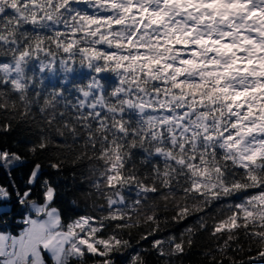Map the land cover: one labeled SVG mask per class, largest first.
<instances>
[{"label":"snow or ice","instance_id":"6c2138e0","mask_svg":"<svg viewBox=\"0 0 264 264\" xmlns=\"http://www.w3.org/2000/svg\"><path fill=\"white\" fill-rule=\"evenodd\" d=\"M0 175V264H264V0H0Z\"/></svg>","mask_w":264,"mask_h":264},{"label":"trees","instance_id":"16d2710c","mask_svg":"<svg viewBox=\"0 0 264 264\" xmlns=\"http://www.w3.org/2000/svg\"><path fill=\"white\" fill-rule=\"evenodd\" d=\"M5 177L0 175V183L5 182ZM71 181V177H69V182ZM78 205L81 210H83L84 202L83 198H78ZM1 207H4L3 209ZM63 207L65 212L71 214L73 209L76 207L71 204V198H68L63 203ZM26 214L23 209H21L16 203L15 200H10L6 202L0 203V217L7 221V225L0 224V230L10 231L12 234H18L19 227L17 226V221L22 218V215ZM192 260V264H196L197 258L195 256L190 258Z\"/></svg>","mask_w":264,"mask_h":264},{"label":"rangeland","instance_id":"374dc122","mask_svg":"<svg viewBox=\"0 0 264 264\" xmlns=\"http://www.w3.org/2000/svg\"><path fill=\"white\" fill-rule=\"evenodd\" d=\"M2 209L4 208V207H1Z\"/></svg>","mask_w":264,"mask_h":264}]
</instances>
